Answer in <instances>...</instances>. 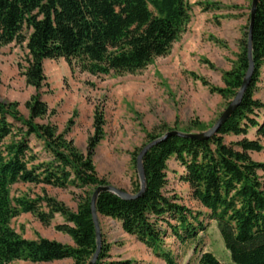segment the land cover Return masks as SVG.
I'll use <instances>...</instances> for the list:
<instances>
[{
	"label": "trees",
	"instance_id": "16d2710c",
	"mask_svg": "<svg viewBox=\"0 0 264 264\" xmlns=\"http://www.w3.org/2000/svg\"><path fill=\"white\" fill-rule=\"evenodd\" d=\"M192 10L187 0H0V47L25 44L22 76L35 91L24 103L27 118L19 113L18 103L0 102V264L64 260L88 264L96 251L90 200L97 187L107 184L98 178L92 158L103 139V113L94 109L93 134L85 154L58 134L54 125L37 124L36 120L53 114L42 100L41 91L46 86L44 61L63 59L71 70L94 77L135 73L169 53L189 23ZM248 26L249 19L237 61L223 75L225 88L210 87L223 98L235 97L247 71ZM251 58L254 73L249 88L216 135L204 141L167 138L143 158L146 190L142 197L126 201L102 193L97 199L98 216L119 222L125 234L154 251L165 264L176 262L170 252L161 250L165 235L161 225L165 223L172 236L185 244L206 230L199 221L203 214L215 223L232 264H264V183L260 176L264 163L254 161L251 155L264 151V104L253 97L264 66V0H259L256 9ZM189 127L176 131L204 132L198 123ZM170 131L162 129L160 136L148 138L151 142ZM249 131H254L253 140L246 137ZM227 136L242 139L226 144ZM30 139L42 144L51 155L50 161L39 162V156L29 147ZM138 153L131 155L134 165ZM171 158L184 170L179 180L188 186L191 199L205 213L193 214L174 203L176 198L165 196L167 162ZM18 183L89 191L83 193L72 212L47 196L34 200L13 198L11 187ZM138 191L137 177L131 195ZM21 214H31L43 226H49L54 216L60 215L64 224L54 230L68 236L73 246L41 237L23 238L11 226ZM166 218L176 225L168 224ZM109 250L102 235L95 264H133L106 263ZM197 264L222 263L212 253L201 252Z\"/></svg>",
	"mask_w": 264,
	"mask_h": 264
},
{
	"label": "rangeland",
	"instance_id": "374dc122",
	"mask_svg": "<svg viewBox=\"0 0 264 264\" xmlns=\"http://www.w3.org/2000/svg\"><path fill=\"white\" fill-rule=\"evenodd\" d=\"M187 1L193 7L192 17L169 53L153 59L135 73L94 77L77 69L71 70L63 59L44 61L46 86L41 91L42 100L53 114L36 120V123L54 125L58 134H63L81 154H85L87 141L93 134L94 109L99 108L104 117L103 139L95 149L92 161L98 178L103 179L107 186L131 194L132 183L137 179L131 155L140 152L150 142L149 135L157 137L163 133L162 129L184 130L196 123L205 132L231 102V99L211 92L210 87L225 88L223 75L233 68L240 53L251 0ZM26 54L25 44L12 43L0 47V102L18 103V111L24 118L28 117L24 103L35 93L22 76ZM69 121L72 123L69 124ZM194 133L199 132L192 130L191 134ZM253 133L249 131L246 137L253 140ZM241 139L240 136H227L224 141L230 144ZM29 147L39 156V162L51 160V155L39 141L30 139ZM252 159L264 163V151L253 153ZM183 173L174 158L168 160L165 196L176 198L174 203L186 207L193 214L205 213L191 199L188 186L179 180ZM260 176L264 183V172ZM88 191L18 183L11 187L10 194L13 198L31 200L47 196L75 212L80 197ZM41 209L47 211L44 205ZM203 215L199 221H203L206 230L200 232L195 241L185 244H180L166 224H162L165 235L161 250L170 252L176 264H197L201 252L212 253L222 264H232L215 223ZM166 219L168 224L176 225L173 219ZM98 220L105 243L110 249L114 245L121 250L117 253L113 251L115 255L122 253V248H128L133 259L125 261L144 264L142 250L145 246L142 243L135 238L127 242L121 240L116 224L100 216ZM190 222L196 225L194 221ZM62 224L64 220L60 215H55L49 226H43L31 214H21L11 226L27 240L41 237L66 242L67 236L54 230L55 226ZM153 257L157 258L154 251L152 264H163L161 258L154 260ZM109 262L110 257L106 260V263Z\"/></svg>",
	"mask_w": 264,
	"mask_h": 264
},
{
	"label": "water",
	"instance_id": "95a60500",
	"mask_svg": "<svg viewBox=\"0 0 264 264\" xmlns=\"http://www.w3.org/2000/svg\"><path fill=\"white\" fill-rule=\"evenodd\" d=\"M258 3H259V0H251L250 14H249V26H248V42H247V57H248L247 71L244 75L240 89L236 93L235 97L228 104L226 109L222 112V114L217 119L215 124L209 130L202 132V133L182 134L178 131H170V132L165 133L161 138L153 140L149 142L145 147H143L138 153V156L135 161L136 174H137L138 181H139V191L136 195H131L113 186H99L94 190L91 200H90V212H91V219H92L94 229H95L96 251L91 257L88 264L96 263L99 253L101 251V247H102V234H101V229L99 225L98 214L96 212V202H97L99 195L102 193H110L126 201H131V200H135V199L142 197L146 190V180H145V175L143 171L142 161L145 155L153 147L165 141L167 138L171 136L182 137V138H187L191 140H199V141L207 140L217 134L220 127L235 113L237 108L240 106L243 96L245 92L247 91V89L249 88L251 78L254 73V65H253L252 58H251V36H252V29L254 25V19H255Z\"/></svg>",
	"mask_w": 264,
	"mask_h": 264
},
{
	"label": "crops",
	"instance_id": "0c3cea01",
	"mask_svg": "<svg viewBox=\"0 0 264 264\" xmlns=\"http://www.w3.org/2000/svg\"><path fill=\"white\" fill-rule=\"evenodd\" d=\"M259 80H260V82L257 85V90L254 93V96L253 97H254V99L259 100V101H261L264 104V66L261 68V71H260V79ZM107 220H109L113 224H116L117 225V232L119 233V236H120L121 240L127 242L128 240L130 241V239L134 238L132 236H129V235L125 234L122 231L121 225H120L119 222L113 221V220L108 219V218H107ZM56 242H59V243L64 244V245L73 246V242H72V240L68 236L66 237V242H61V241H58V240ZM122 249H123L122 250V253H120L118 255H115V253L120 252L121 250H119L118 248H116L114 245L112 246V248L109 251L110 262H123L125 260H132L133 259L132 258L133 257L132 256V253H129L128 248H122ZM113 251L115 253H113ZM142 258H143L142 260L144 261V264H146L147 262H151V264H152V250L147 249V248L144 247L143 250H142ZM154 260H160V259L159 258H154ZM163 264H165V263L163 262Z\"/></svg>",
	"mask_w": 264,
	"mask_h": 264
}]
</instances>
